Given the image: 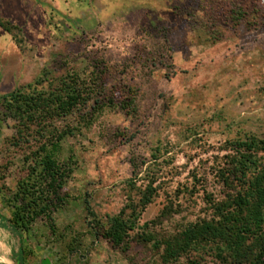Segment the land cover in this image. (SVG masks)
Instances as JSON below:
<instances>
[{"label":"rangeland","instance_id":"374dc122","mask_svg":"<svg viewBox=\"0 0 264 264\" xmlns=\"http://www.w3.org/2000/svg\"><path fill=\"white\" fill-rule=\"evenodd\" d=\"M0 21V97L69 74L101 93L99 105L93 97L51 123L75 130L59 157L73 169L70 197L53 227L43 218L29 233L10 230L7 190L27 176L41 129L21 140L24 126L0 102V264H163L151 244L115 249L94 226L151 176L159 191L142 216L147 232L161 238L211 214L207 192H224L222 148L264 139V0H0ZM166 206L179 214L161 223Z\"/></svg>","mask_w":264,"mask_h":264},{"label":"trees","instance_id":"16d2710c","mask_svg":"<svg viewBox=\"0 0 264 264\" xmlns=\"http://www.w3.org/2000/svg\"><path fill=\"white\" fill-rule=\"evenodd\" d=\"M0 26L9 32L7 25ZM98 86L79 76L69 74L45 91L30 94L15 91L0 97L7 112H14L24 126L21 140L31 137L30 126L40 129L41 146L26 157L27 176L17 183L11 193L13 217L9 228L15 233H29L32 225L46 218L54 225V215L66 206L69 194L66 184L73 169L60 160L61 142L74 129L57 130L51 124L66 119L76 110L88 106L93 97L96 105ZM227 152L216 168L218 183L224 189L221 199L207 192L211 214L189 222L174 233L159 238L147 232L149 224L141 225L142 216L158 196L157 178L151 176L136 192L129 195L127 205L106 222L97 221L96 214L86 200V209L94 218L95 234L113 248L127 251L130 241L151 244L163 264H203L212 257L213 264H264V139L255 136L231 141L222 148ZM197 179V178H196ZM198 181V180H197ZM194 194V193H193ZM179 214L173 206H166L158 221ZM134 234V236H133ZM22 249V248H21Z\"/></svg>","mask_w":264,"mask_h":264}]
</instances>
